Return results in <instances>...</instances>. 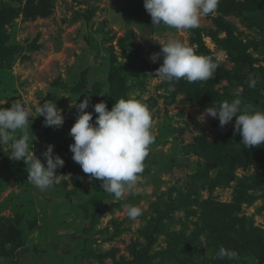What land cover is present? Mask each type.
Returning <instances> with one entry per match:
<instances>
[{"label":"rangeland","instance_id":"374dc122","mask_svg":"<svg viewBox=\"0 0 264 264\" xmlns=\"http://www.w3.org/2000/svg\"><path fill=\"white\" fill-rule=\"evenodd\" d=\"M46 2L0 0V10L12 13L4 28L6 44L20 46L10 62L0 64V107L7 109L15 100L30 107L29 146L44 163L41 154L53 145L64 166L56 169L62 177L41 191L27 180L23 161L9 158L11 141L0 145V264H264L260 254L244 247L246 239L264 237V178L253 184L263 170L236 162L223 168L228 171L224 179L217 166L203 171L205 179L197 176L206 163L198 149L239 134H234L235 117L222 128L215 118L199 121L210 106L192 99L189 91L211 90L226 94L229 102L237 99L240 89L231 73L247 64L241 62L243 54L232 50L237 46L252 57L256 74L264 75V0H219L214 13L200 17L198 31L152 25L143 0ZM168 40L211 57L218 65L214 77L191 83L181 79L169 92L167 83L155 79L162 58L149 59ZM112 58L126 80L124 99L134 97L150 110L154 143L134 190L105 201L88 234L89 220L81 211L100 181L89 180L90 174L72 160L74 141L68 133L75 102L90 96L85 111L94 117V101L89 93L76 95L71 89L86 71L89 87L99 82L107 91ZM46 101L62 110V127H45L44 118L36 117V107ZM246 109L264 111L241 101V111ZM23 134L17 130L13 135ZM243 185L248 187L245 201L236 207L234 197ZM129 204L142 210L135 220L127 216ZM159 214L158 232L137 258L147 243L146 228ZM221 246L236 251L237 258L218 259Z\"/></svg>","mask_w":264,"mask_h":264},{"label":"clouds","instance_id":"9594fccd","mask_svg":"<svg viewBox=\"0 0 264 264\" xmlns=\"http://www.w3.org/2000/svg\"><path fill=\"white\" fill-rule=\"evenodd\" d=\"M219 0H143V7L150 15L152 25H166L177 30H189L199 26L200 17L216 11ZM162 63L155 71V79L167 83L168 91H175L174 83L181 79L188 82L207 81L214 77L218 67L211 57L198 55L191 46L175 40L166 41L159 53L149 59ZM256 81L249 80V87ZM103 96V95H100ZM73 106L76 109L75 122L69 130L74 143L69 145L72 160L83 173L90 174L89 180H99L103 191L113 194L116 199L125 192H132L144 171V161L149 155V146L154 143L151 134L152 116L147 104L129 97L115 101L111 110L105 102L92 105L96 114L85 111L90 104V96ZM36 117H43L45 127L60 128L64 123L62 110L52 101L38 104ZM32 110L24 103L15 100L7 109L0 107V145H9V158L23 161L26 166L27 180L36 188L44 191L51 188L60 175L56 169L64 166V160L53 153V145H47L41 154L44 163L29 146L27 130ZM206 117L218 119L222 128L233 120L234 134L238 133L244 147H264V111L250 109L241 111L239 98L223 101L210 106L198 117L203 122ZM21 130L24 134H13ZM127 216L135 220L142 214L138 206L126 205ZM234 250L220 247L217 258H237Z\"/></svg>","mask_w":264,"mask_h":264},{"label":"trees","instance_id":"16d2710c","mask_svg":"<svg viewBox=\"0 0 264 264\" xmlns=\"http://www.w3.org/2000/svg\"><path fill=\"white\" fill-rule=\"evenodd\" d=\"M46 1L51 2L49 0ZM221 8L225 13L229 12L226 8V5L221 6ZM11 17L12 13H9L5 9L0 10V64L3 62H10L11 58L18 53V50H20V46L14 47L6 44L4 28ZM192 30L198 31V28H193ZM223 43L226 44L225 48L228 49V45H230V43H227V39ZM229 49L228 51L230 53ZM232 50H234V53L240 55L243 54V59L241 60V62L243 64L247 63L246 67L237 68L231 73L232 81H234L235 86L240 89L238 98L242 102L249 103L252 106L254 105L255 107H259L264 110V75L262 73H260L259 75L256 74V72L258 71L253 67L254 60L252 59V57L245 54L246 49L240 51L237 46L236 48L233 47ZM231 54L232 53H230V55ZM235 60L236 62H238V59ZM86 76V71H83L80 74L79 81L71 89V92L73 94L78 95L87 92L91 95L94 104L103 101L105 102L108 110H111V107L116 100L125 98L128 87L126 85L125 77L121 76L118 67L115 65L114 58H112L110 61L109 72L106 77L108 86L107 91H102L103 87L99 82L94 83L89 87ZM250 78L256 81L254 87H249ZM189 91L190 97L192 99L208 104V106H213L223 101H228L229 98V96H227L226 94L220 95L211 90L189 89ZM95 116L96 114L93 117V122L95 120ZM198 151L199 152L197 154L203 156L204 159H206L204 167L200 169L202 172H199L197 174V176L199 177L204 176L203 179L206 178L205 174H203V171L215 166L220 167L219 171L222 178L224 179L228 174V171L223 168H230L236 162L245 163V165L254 164L258 168H261L264 172V147H244L241 143L240 135L237 139H233L232 137H230V139L224 138V140H221L220 142L217 141L209 143L208 146L205 145V147H202L201 150L198 149ZM144 172L145 169L140 174V176ZM263 172L258 175L257 178H255L253 184H259L261 181H263ZM100 183L95 186L92 195L84 202V205L82 207V214L84 215L85 219L89 220V227H84V233H90L94 224L97 223V221L100 219V216L103 214L100 207L102 206V204H104L105 201H107L108 199L110 200V198L113 196V194H109L103 191L100 187ZM240 187L241 188L236 191V196L234 197L236 207H240V204L245 201L244 195H246L245 191L246 189H248V187L244 185ZM162 218L163 217L159 214V216L156 218V221L153 224H149V226L146 228L147 233L145 235V238L147 239V243L143 250L137 252V258H140L143 253H146L147 248L152 243L153 235L158 232V225L160 224V220ZM4 227L7 229V222L5 223ZM8 231H12L11 227L8 228ZM244 247H250L253 253L257 252L258 254H260L264 261V237L258 234L254 238H248L246 239V245H244Z\"/></svg>","mask_w":264,"mask_h":264},{"label":"built area","instance_id":"2783aa9c","mask_svg":"<svg viewBox=\"0 0 264 264\" xmlns=\"http://www.w3.org/2000/svg\"><path fill=\"white\" fill-rule=\"evenodd\" d=\"M49 1H53V0H49Z\"/></svg>","mask_w":264,"mask_h":264}]
</instances>
